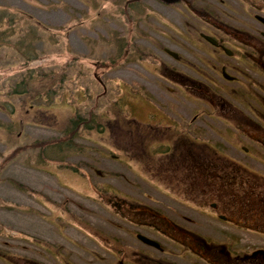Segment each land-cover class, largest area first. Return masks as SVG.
<instances>
[{
	"label": "rangeland",
	"instance_id": "obj_1",
	"mask_svg": "<svg viewBox=\"0 0 264 264\" xmlns=\"http://www.w3.org/2000/svg\"><path fill=\"white\" fill-rule=\"evenodd\" d=\"M195 1V5L209 10L213 18L225 23L237 34L250 27H257L251 19L253 13L264 17V0ZM161 3L164 2L0 0V122L10 130L8 138L4 133L0 137V250L9 254L8 260L0 255V264H9L8 261L10 264H60L51 253L39 246V240L60 245L62 252H66L73 263L103 264L89 256L87 250L91 251L93 245L81 233H77L74 227L79 223L68 216L74 215L77 221L84 220L110 235H118L116 226L120 225L121 220L99 200L90 186L85 187L77 177L79 171H85L92 182L107 185L110 189L114 187L118 193L154 206L164 213L176 217L178 212L189 217L195 216V212L190 209L186 212L175 201L176 196L182 198V195L176 188H172L181 182V177L187 181V176L171 173L155 180L146 169L145 157L138 153L143 150L141 141L136 137L138 135H128V130L141 128L140 122H121L110 134L68 136L71 145L79 144L81 149V145L85 147L82 149L83 155L64 158L65 162L78 167L77 174L60 168L54 170L57 164L42 166L34 148L23 150L22 153L19 150L13 152L14 144L16 148L27 146L35 139L41 143L52 142L55 148L61 146V131L71 129L73 119L91 115L94 105L103 106L110 100L116 101L124 97L127 91L137 92L138 88L144 87L149 91L154 104H160L166 109L163 111L167 118L181 124L185 123L187 117H192L194 110H200L201 119L194 122V128L199 131L197 140L200 144L218 143L232 160L247 167L244 169L238 163L235 164L232 172L233 191L245 193L243 185L257 177L256 173H264V169L258 168L259 164L251 157L256 155L254 152L257 146L251 142L250 137H240L243 145L249 147L248 153L241 152L239 147L235 150L215 134V130L224 129L226 124L211 121L204 114L202 98L188 93L191 101L187 100L171 86L170 81L161 76L160 71L154 69L156 66L162 67L154 58L163 63L172 61L170 55L162 50L163 47L183 55L200 72L201 62L198 57L207 53L205 51L213 50L208 43L197 37L199 31L205 32L201 29L204 24L200 18L191 17L188 10L180 5L168 9ZM175 31L179 34L189 31L194 36V42L180 41ZM168 35L172 37V42L167 40ZM176 40L180 45L173 43ZM227 48L231 51L240 49L234 41ZM239 69L243 75L252 79L253 73L248 65ZM186 72L200 78L193 71ZM231 75L233 77L228 79L238 78L235 72ZM239 79L243 83L247 81L241 77ZM40 80L50 86L49 92H41L32 102L41 106L50 105L51 114L47 115L49 120L42 117L45 124L38 121L34 125L28 124L29 118L26 117L23 134L18 140V107L27 109L31 103L23 98L20 89H27L29 84L37 87ZM100 82L105 87V96H100L103 92ZM221 84L225 89L233 86L225 80ZM226 99L230 98L226 96ZM123 101L122 109L127 116H130L133 109L132 115L140 118L138 99L127 94ZM244 114L250 116L247 111ZM111 136L115 145L111 144ZM56 142H59L58 145ZM163 143L168 147L169 141ZM203 149L198 147L199 152ZM57 152L55 150L56 158L59 156ZM134 152L139 156L132 158ZM131 153L133 156L130 157ZM162 180L166 192L154 186ZM33 191L49 196L55 203L61 202L60 207L68 211L64 213L56 205L42 206L40 198L32 195ZM186 192L185 197L189 199L191 191ZM57 226H61V233ZM241 235L249 237L248 233ZM72 240L81 241L82 247L76 248Z\"/></svg>",
	"mask_w": 264,
	"mask_h": 264
},
{
	"label": "flooded vegetation",
	"instance_id": "obj_2",
	"mask_svg": "<svg viewBox=\"0 0 264 264\" xmlns=\"http://www.w3.org/2000/svg\"><path fill=\"white\" fill-rule=\"evenodd\" d=\"M157 1H163L165 4L161 5L168 9L180 5L188 10L191 17L200 18L204 24L201 29L205 32L199 31L197 37L213 50L205 51L207 53L198 57L201 72L176 51L175 55L169 56L172 60L169 62L163 63L154 58L162 64V67L156 66L154 69L160 71L161 76L170 81L171 86L187 100L191 101L188 93L201 97L204 114L211 121L226 124L224 129L215 130V134L235 150L239 147L241 152L248 153L249 147L243 145L240 137H250L257 146L256 155L251 157L259 164L257 167L263 170L264 21L253 13L251 19L257 27L237 34L225 23L213 18L209 10L195 5V0H176V3L172 0ZM175 33L180 41L194 42V36L189 31ZM166 38L172 42L170 35ZM232 41L238 43L240 49L224 50ZM173 43L180 45L178 40ZM245 65L250 67L252 79L241 73L239 68ZM187 70L200 75V78L191 76ZM233 72L238 78L228 79L233 77ZM239 77L247 81L243 83ZM220 80L233 86L225 89ZM133 93L138 94L132 97L138 99L141 115L140 118L132 115L133 109L131 112L130 108L131 117L127 116L124 121L129 124L140 122L141 128L128 130V135L139 136L136 137L143 147L144 164L155 180L171 173L187 176V181L181 177V182L172 188L182 195V198L176 196L175 201L186 212L188 209L195 212V216L189 217L178 212L176 217L146 203H133L135 199L131 200L133 202L125 200L120 206L115 205V215L121 220L120 225L116 226L118 235L107 234L98 228L89 230L81 226L74 227L78 234L81 233L93 245L91 251L87 250L92 260L103 264H264V173H256L257 177L249 183H243L245 193L235 195L232 172L238 161L232 160L221 147L214 144H207V152L197 149L199 131L194 128V122L200 121L202 112L194 110L192 117H187L185 123L181 124L167 118L163 111L166 109L154 104L144 87L138 88L137 92L132 90L129 94ZM226 96L230 99H226ZM96 110L97 105H94L91 114ZM244 111L250 116L245 115ZM80 123L86 130H99L94 116L91 121L81 118ZM164 141H169L168 147L163 145ZM34 142L36 156L49 158L50 153H54L52 142L41 143L38 139ZM138 156L135 154L133 158ZM66 165L60 162L58 168L66 170ZM156 183L154 186L157 190L166 192L163 180ZM186 190L191 191L189 199L185 197ZM45 204L41 203L42 206ZM244 233H248L249 237L241 235ZM143 238L153 242L147 243ZM71 243L76 248H81L83 244L79 240H72ZM41 246L55 249L59 246L61 249L60 245L49 241L43 242ZM54 258L60 264H77L69 263L62 252L59 258Z\"/></svg>",
	"mask_w": 264,
	"mask_h": 264
},
{
	"label": "trees",
	"instance_id": "obj_3",
	"mask_svg": "<svg viewBox=\"0 0 264 264\" xmlns=\"http://www.w3.org/2000/svg\"><path fill=\"white\" fill-rule=\"evenodd\" d=\"M147 9V8H146ZM136 12V11H135ZM33 85L29 84V86L27 87V89H20V92L21 94L24 96L23 98H27L28 100L30 101H34L38 98V96L41 94V92L44 91V93H47L49 92V89H50V86L44 82V81H41L40 80V83L37 87H32ZM33 96H37V97H32ZM121 102V101H120ZM103 109L107 110V109H110L113 113H115V116L116 117H119L121 115L120 113V110H121V107H120V104L119 102H109L106 103L103 107ZM101 112H99V122H100V125L104 124L106 119H104V117L102 116V114H100ZM80 119L78 117H76V119H73L72 121V125H71V129H74L76 131V128L80 129ZM4 133L5 136H10V130H6V131H3L1 128H0V137H1V133ZM9 141V140H8ZM70 143L68 142L67 145H69ZM15 153H17V151H13ZM0 157H2V154L0 153ZM110 200L112 201V204L114 205H118L120 206L122 203L125 202V198L123 196H121L119 193H113L110 192ZM10 207V206H8ZM11 207H15V206H11ZM27 210V209H26ZM2 254H4V252H2Z\"/></svg>",
	"mask_w": 264,
	"mask_h": 264
},
{
	"label": "bare ground",
	"instance_id": "obj_4",
	"mask_svg": "<svg viewBox=\"0 0 264 264\" xmlns=\"http://www.w3.org/2000/svg\"><path fill=\"white\" fill-rule=\"evenodd\" d=\"M61 135L63 136V137H65V136H72V137H74V136H76L77 135V132L74 130V129H66L65 131H61ZM207 149H208V147H206L205 149H203L205 152H207ZM58 150H59V152H57V155H59L58 156V158H56L55 157V160H57V161H64V158L67 156V157H69V156H73V154H75V152H76V150L75 149H70V148H65V149H60V148H58ZM202 152V151H201ZM46 157V156H45ZM104 204L105 205H107V201H105L104 202ZM108 206V205H107ZM83 227V225L82 224H79V227ZM89 226H91L89 223H87V225H86V228H88L89 229ZM91 228L94 230L95 229V227L94 226H91ZM91 229V230H92Z\"/></svg>",
	"mask_w": 264,
	"mask_h": 264
},
{
	"label": "water",
	"instance_id": "obj_5",
	"mask_svg": "<svg viewBox=\"0 0 264 264\" xmlns=\"http://www.w3.org/2000/svg\"><path fill=\"white\" fill-rule=\"evenodd\" d=\"M166 51H167V49H166ZM167 52L171 54V52H170V51H167Z\"/></svg>",
	"mask_w": 264,
	"mask_h": 264
}]
</instances>
